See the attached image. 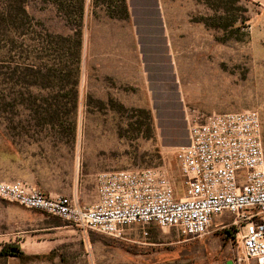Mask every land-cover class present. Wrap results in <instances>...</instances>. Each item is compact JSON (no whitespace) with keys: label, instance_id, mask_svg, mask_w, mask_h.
Masks as SVG:
<instances>
[{"label":"rangeland","instance_id":"374dc122","mask_svg":"<svg viewBox=\"0 0 264 264\" xmlns=\"http://www.w3.org/2000/svg\"><path fill=\"white\" fill-rule=\"evenodd\" d=\"M107 1L92 0L97 16L81 19L77 0H25L29 20H17L23 36L12 59L7 37L14 29L8 24L0 31V119L30 127L28 135L40 141L36 149L60 175L59 190L66 194L77 183L89 199L99 172L152 167L181 197L175 152L187 142V122L212 113L257 112L264 148V0H130L129 26L100 17ZM10 2L0 0V10ZM76 31V86L37 73L24 78L32 85L5 75L15 64H22L21 73L23 64L39 60L50 67L57 55L47 34ZM64 51L66 66L71 58ZM45 109L60 110L59 128L33 126ZM0 202L32 214L27 225L36 230L38 248L29 250L40 257L24 264H226L240 253L237 241L219 231L233 220L229 212L197 238L137 224L114 238ZM0 264L23 263L9 257Z\"/></svg>","mask_w":264,"mask_h":264},{"label":"built area","instance_id":"2783aa9c","mask_svg":"<svg viewBox=\"0 0 264 264\" xmlns=\"http://www.w3.org/2000/svg\"><path fill=\"white\" fill-rule=\"evenodd\" d=\"M187 142L175 152L183 186L176 193L157 168L103 171L96 175L97 200L80 206L65 196H45L21 182H1L0 199L56 217L83 231L121 238L133 224L174 229L197 238L214 217L233 220L221 231L237 241L233 264H264V148L253 110L212 113L187 122Z\"/></svg>","mask_w":264,"mask_h":264},{"label":"crops","instance_id":"0c3cea01","mask_svg":"<svg viewBox=\"0 0 264 264\" xmlns=\"http://www.w3.org/2000/svg\"><path fill=\"white\" fill-rule=\"evenodd\" d=\"M124 1L129 13L127 21L129 26L130 20L133 19L132 7L130 0ZM91 2L92 0H83V13L93 18L97 15H93ZM99 11L103 13L101 15L100 12L98 13L100 17L108 18L105 14L106 10L99 9ZM32 137L27 134L25 125L5 124L0 119V181L6 183L21 181L45 196H65L76 201L80 206L94 204L97 200L96 175L91 198H84L77 183H73L66 194L63 193L57 187L60 175L55 174V171L51 169L49 161L46 162L41 148L36 149L35 145L40 143L39 139ZM44 160L45 162H43ZM31 215L30 211L21 209L17 205L0 202V247L13 243L24 254L33 255L30 254L31 250L29 249L34 251L38 246L35 240L36 230L28 229L31 226L27 225Z\"/></svg>","mask_w":264,"mask_h":264},{"label":"trees","instance_id":"16d2710c","mask_svg":"<svg viewBox=\"0 0 264 264\" xmlns=\"http://www.w3.org/2000/svg\"><path fill=\"white\" fill-rule=\"evenodd\" d=\"M25 0H11V2L8 4L9 6L7 8H2L0 10V31L6 29V25H10L13 27V30L9 31V36L7 37V40L9 42V47L7 49V54L10 59V55L12 56V52L14 51V46L16 43V39L23 36V33L17 31L18 27L16 26L17 20L26 19L29 20L28 15L25 11ZM78 2V13L80 15V18L82 19L83 14V0H77ZM59 5H61L60 2H58ZM58 5V4H57ZM106 14L108 18L110 19H116L118 21H128L129 14L127 12V7L125 5L124 0H108L106 2ZM114 10V12H112ZM20 15V16H18ZM16 27V28H14ZM47 37L50 39L49 43L54 47L55 49V55L56 56V62L50 66L47 67V65L42 64L40 60L38 62H35L37 64H34V62L30 64H23L24 71L18 72L17 67H21L22 64H15V68L13 67L10 69V71L5 72V75L8 76V79L15 80V82L21 81L23 83L33 84L26 82L24 78L26 76H34L36 73L39 76H52L57 80V82L60 83H71L73 86H76L79 81V75H80V48H81V35L79 32H74L72 35H61V34H47ZM68 49L69 57L71 58V61L68 65H63V58L67 59V52L64 50ZM2 50H0V53ZM35 59V58H34ZM68 60V59H67ZM35 61V60H34ZM1 65L0 64V68ZM19 65V66H18ZM21 65V66H20ZM39 66L38 69L35 68V66ZM46 72H45V71ZM49 83V81L47 80ZM45 86V85H44ZM76 99V93L73 92L72 100L75 101ZM48 108L51 107L50 103H47ZM120 109H124L123 106L120 104ZM45 114H42V116L39 117L37 122L35 123L36 128H49L50 130H54L55 128H59L61 126V117H60V110L55 109L53 111H49L48 109H45ZM142 113H145L140 111ZM30 127L26 129V132L28 134ZM57 134H60V130L57 131ZM57 135V136H58ZM30 137V136H28ZM221 232V231H220ZM15 258L19 262L28 263L29 261L33 259H37L40 256L39 255H26L24 254L17 246H15L12 243L4 244L0 247V260H4L7 258Z\"/></svg>","mask_w":264,"mask_h":264},{"label":"water","instance_id":"95a60500","mask_svg":"<svg viewBox=\"0 0 264 264\" xmlns=\"http://www.w3.org/2000/svg\"><path fill=\"white\" fill-rule=\"evenodd\" d=\"M226 264H232V262L231 261H228V262H226Z\"/></svg>","mask_w":264,"mask_h":264},{"label":"flooded vegetation","instance_id":"af4514ba","mask_svg":"<svg viewBox=\"0 0 264 264\" xmlns=\"http://www.w3.org/2000/svg\"><path fill=\"white\" fill-rule=\"evenodd\" d=\"M231 262H232V264H233V260H232Z\"/></svg>","mask_w":264,"mask_h":264}]
</instances>
